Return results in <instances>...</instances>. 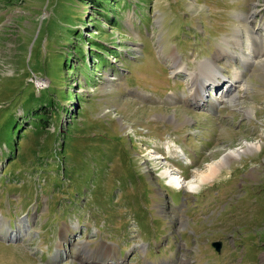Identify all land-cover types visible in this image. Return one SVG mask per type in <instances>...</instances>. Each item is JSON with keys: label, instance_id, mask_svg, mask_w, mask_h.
Here are the masks:
<instances>
[{"label": "rangeland", "instance_id": "rangeland-1", "mask_svg": "<svg viewBox=\"0 0 264 264\" xmlns=\"http://www.w3.org/2000/svg\"><path fill=\"white\" fill-rule=\"evenodd\" d=\"M101 2L0 0V264H264V0Z\"/></svg>", "mask_w": 264, "mask_h": 264}, {"label": "bare ground", "instance_id": "bare-ground-1", "mask_svg": "<svg viewBox=\"0 0 264 264\" xmlns=\"http://www.w3.org/2000/svg\"><path fill=\"white\" fill-rule=\"evenodd\" d=\"M243 45H244V43L238 44L237 45L238 48H236L237 50L234 51L233 55L240 56L243 59V62H247V63L253 62L254 61L253 55L245 53L243 51L244 50L243 49L244 48ZM175 59H177V58L174 57V61H175ZM173 68H174L173 71L176 72L179 69H182L183 67L181 68V62L177 60V62L175 61L173 63ZM190 79L193 82V75H192V77L190 76ZM235 80H236V78H235ZM194 84H196V82H194ZM194 84H192V87L190 88V90H191L190 96L192 94L191 97L193 99H195L196 101H198L199 100L198 98L202 99V96H203L202 95L203 94L202 91H203L204 83H200V84H197V85H194ZM207 84L208 83H206L205 85H207ZM208 85H211V84H208ZM224 89H222L221 91H223ZM223 95H225V94H219V96L216 97L215 101H219L220 99H223V98H220ZM188 100L189 99H187V101ZM244 144H245V146L240 148V149L230 150L228 153H226V156H224L222 159L225 160V159H228L229 157L238 156V155H240V153L242 154V153H245V152H248V151H253V150L258 149V147H259L258 144L253 143V142H244ZM221 166H222L221 161L207 163L205 171H196L194 176H193V178L188 183H186L187 184L186 185L187 189L189 191H191V190L199 187L204 182H207V181L211 180L215 175H217L219 173ZM163 175L164 176L165 175L168 176L167 177L168 178V185H170V186H175V187L179 188V187H183L185 185V184L182 183L185 178H183L182 182H181L180 181L181 179L179 180L178 176L175 173H172V171L169 170L168 168L164 169ZM1 228L2 227H0V232H1Z\"/></svg>", "mask_w": 264, "mask_h": 264}, {"label": "trees", "instance_id": "trees-1", "mask_svg": "<svg viewBox=\"0 0 264 264\" xmlns=\"http://www.w3.org/2000/svg\"><path fill=\"white\" fill-rule=\"evenodd\" d=\"M83 2L84 1H88V3L92 4L93 7L96 9V10H101V11H104V9L101 7L102 6V2L101 0H82ZM112 1V0H111ZM114 1V0H113ZM10 3H13V2H10ZM7 5V4H6ZM98 43V42H97ZM97 49V48H95ZM101 52L100 55H103V53H105V50H102V51H99ZM68 93V92H67ZM67 96V95H66ZM44 122V121H43ZM48 122L47 119H45V124Z\"/></svg>", "mask_w": 264, "mask_h": 264}, {"label": "water", "instance_id": "water-1", "mask_svg": "<svg viewBox=\"0 0 264 264\" xmlns=\"http://www.w3.org/2000/svg\"><path fill=\"white\" fill-rule=\"evenodd\" d=\"M226 153H228V152H225L222 157L226 156ZM211 244H212V246H214V248H215L214 250L216 252H219V250H221V246H222V242L221 241H219V240L214 241L213 240V242Z\"/></svg>", "mask_w": 264, "mask_h": 264}]
</instances>
